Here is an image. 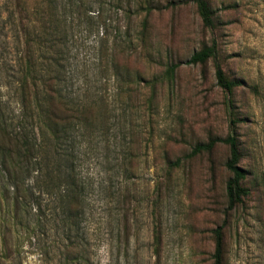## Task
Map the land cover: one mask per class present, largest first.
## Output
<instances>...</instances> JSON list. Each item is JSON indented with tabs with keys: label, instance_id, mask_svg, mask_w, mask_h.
Returning a JSON list of instances; mask_svg holds the SVG:
<instances>
[{
	"label": "rangeland",
	"instance_id": "rangeland-1",
	"mask_svg": "<svg viewBox=\"0 0 264 264\" xmlns=\"http://www.w3.org/2000/svg\"><path fill=\"white\" fill-rule=\"evenodd\" d=\"M5 1L0 0V99L11 111L16 106L9 66L18 39ZM85 1L84 9L101 19L93 27L69 20L62 28L67 90L107 99L112 110L109 130L87 134L78 150V169L87 184L81 232L91 264H214L213 231L220 226L223 264H264V0H206L210 26L194 0ZM128 4L142 16L151 8L147 48L136 43V53L122 61L149 83L131 86L128 94L120 88V103H114L108 47L116 36L122 40ZM132 29H138L136 22ZM203 48H211L212 56L187 65ZM175 63L180 67L168 79L166 70ZM218 67L228 80L242 83L231 94L217 85ZM127 100L131 117L125 118ZM231 122L248 196L228 210V146L219 143L211 152L184 157L197 144L225 139ZM178 158L183 159L179 167L168 165ZM119 190L120 196L130 194L132 209L129 241L120 235V244ZM40 202L41 226L29 237L23 219L10 239L9 260L0 264L64 263L56 204L46 193Z\"/></svg>",
	"mask_w": 264,
	"mask_h": 264
},
{
	"label": "trees",
	"instance_id": "trees-1",
	"mask_svg": "<svg viewBox=\"0 0 264 264\" xmlns=\"http://www.w3.org/2000/svg\"><path fill=\"white\" fill-rule=\"evenodd\" d=\"M194 1L202 22L210 26L212 14L207 1ZM85 2L6 0L4 3L7 20L18 40L16 59L9 66L16 107L10 111L8 104L0 99V263L9 260L12 253L10 239L23 219L29 237L41 226L44 213L40 201L42 194L46 193L56 204L55 220L62 232L65 254L63 264H91L81 232L86 215L87 184L78 169V150L87 134H103L109 130L112 110L107 99L81 98L67 90V59L64 53L67 31L62 34V28L69 20L93 27L95 20L101 19L99 14L95 17L90 15L91 11L84 9ZM150 12L149 7L142 16L138 8L132 11L128 4L123 11L126 23L122 40L116 36L108 47L111 52L108 67L113 73L117 96L114 103H120V88L128 94L131 86L149 83L130 71L122 61H127L136 53V43H143V47L147 48ZM132 22L137 23V30L132 29ZM212 54L211 48H203L194 53L186 64H202ZM179 67L180 63L171 64L166 70V77L171 79ZM215 79L217 85L229 94L242 84L237 80H228L219 67ZM124 104L126 107L122 116L131 117V111L127 110L128 100ZM230 125V133L225 139L197 144L184 157L189 159L211 152L219 143L228 146L229 158L225 163L231 175L226 183L228 210L248 196V190L243 185L246 176L239 167L241 152L234 122ZM182 160L178 158L168 165L179 167ZM129 199L130 194L122 193L120 196V190L115 194L118 244L120 235L125 243L130 237L129 212L132 209L129 208ZM222 228L220 226L213 231L214 264H223Z\"/></svg>",
	"mask_w": 264,
	"mask_h": 264
}]
</instances>
